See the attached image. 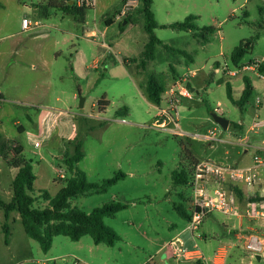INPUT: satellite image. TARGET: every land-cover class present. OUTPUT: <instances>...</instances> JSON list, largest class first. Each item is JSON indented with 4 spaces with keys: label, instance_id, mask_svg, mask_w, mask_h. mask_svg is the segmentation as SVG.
<instances>
[{
    "label": "rangeland",
    "instance_id": "obj_1",
    "mask_svg": "<svg viewBox=\"0 0 264 264\" xmlns=\"http://www.w3.org/2000/svg\"><path fill=\"white\" fill-rule=\"evenodd\" d=\"M125 1L97 0L95 7L87 9L85 21L79 22L56 8H50L49 17H42L38 5L44 0H0V133L21 141L24 155L33 160L35 189L52 196L65 185L60 172L68 175L61 163L63 154L73 150L63 135L71 140L78 137L85 153L78 166L89 182L102 183L120 172L125 177L103 193L71 199L72 207L90 213L113 201L127 205L105 218L120 236L114 246L96 244L90 235L78 241L59 235L48 252L27 235L16 211L8 221L6 242V220L0 208V264H146L151 258L152 264H212L219 246L229 248L226 264H264V218L252 221L262 248L251 251L245 247L246 239L233 233L242 230L240 222L246 228L250 220L219 210L209 212L195 230L194 243L207 261L169 260L165 247L188 227L175 206L193 213L192 182L198 162L212 160L245 168L254 165L258 154L264 159L260 150L264 149V125L251 129L255 122L264 123V77L259 70L237 68L231 61L233 50L243 45L247 53L242 64L264 62V0H153L159 24L155 34L172 49L157 46L156 58L146 71L124 65L125 59L138 58L148 41L141 0L130 9L127 24L125 17L116 19ZM190 15L196 16V31L162 26L183 22ZM108 18L113 21L107 22ZM24 19L29 21L27 27ZM197 32L207 34V41L196 37ZM175 49L186 51L193 61ZM188 69L197 71L190 81L193 98L182 100L177 128L167 95L160 104L152 102L146 84L155 75L168 87ZM228 69L237 73L230 75ZM228 83L235 101L250 87L243 106L228 97ZM102 99L108 102L103 112L98 107ZM43 105L68 113L61 116L51 143L35 147L27 144L16 122L29 128L30 117L36 120ZM124 107L128 113L117 116ZM167 109L170 114L162 115ZM212 113L228 119V129L217 124ZM163 121L166 129L161 127ZM213 128L223 141L209 144L194 137ZM12 142L11 157L19 149ZM63 146L66 149L60 152ZM182 169L189 172V182L175 184L173 172ZM16 173L0 156V195L6 201L12 198L10 184ZM255 173L264 187V164ZM37 204L47 202L41 199Z\"/></svg>",
    "mask_w": 264,
    "mask_h": 264
},
{
    "label": "trees",
    "instance_id": "obj_2",
    "mask_svg": "<svg viewBox=\"0 0 264 264\" xmlns=\"http://www.w3.org/2000/svg\"><path fill=\"white\" fill-rule=\"evenodd\" d=\"M23 1V0H22ZM153 0H141L140 12L145 17V31L148 34V41L145 44L144 50L138 58H131L124 60L126 67H135L136 69L147 70L150 62L156 58V49L159 45H164L155 34V28L159 26L152 11ZM39 12L42 17H49L50 8L62 10L66 14H70L79 22H84L88 7H79L75 4V0H44L38 5ZM130 16L124 18L127 24L130 21ZM196 16L190 15L183 22H176L169 25H162L163 27H171L173 29L183 31H196L197 26L194 23ZM113 21L111 18L107 22ZM196 37H203L205 41L206 35L195 33ZM204 41V42H205ZM167 50L172 48L164 45ZM178 53L187 58L188 62L193 61V57L182 49H175ZM247 53V48L243 45L237 46L232 54L231 61L237 68L243 67L242 60ZM259 72L264 75V62L259 64ZM191 88V83L189 84ZM166 83L157 78L155 75H150L146 84V90L149 99L160 104L166 90ZM228 97L240 106H243L249 99L251 92L250 87L245 88L244 93L240 100L235 101L232 95L231 85L227 84ZM3 96L0 94V101ZM108 102L105 99L99 100L98 107L100 111L106 109ZM128 109L124 107L122 110L117 111V116L126 115ZM237 125V124H235ZM18 130H23L18 126ZM73 150L66 149L61 159V163L65 167V175L61 179H65V185L52 196L47 190H37L34 187L36 181V174L33 168V160L27 158L22 150L11 157L13 150V142L3 138L0 133V156L6 163L15 169L17 174L10 184V191L12 198L6 201L0 195V208L4 211L5 223L3 224V231L5 232L6 242L10 235V226L8 224L12 212H17L20 216L21 222L27 235L36 240L44 252H48L53 244L54 237L63 235L71 238L74 241L80 240L86 235H90L96 244H106L114 246L120 240L119 234L110 226L105 223L106 217H114L118 212L127 208L126 204L121 202H110L101 207L95 208L92 212L87 213L78 207H72L70 200L79 196H87L92 193H103L110 186L116 184L120 179L125 177L123 172L115 175L114 177L104 180L102 183H92L84 171L79 168V162L85 157L83 150V142L75 137L70 140ZM260 152V151H259ZM173 179L175 184H187L189 182V172L185 169L181 171L176 170L173 172ZM240 200L245 199V193L242 187L228 184ZM45 200L46 206L38 205L39 200ZM249 199L264 201V193H255ZM175 208L183 215L188 221L191 220L192 215L189 214L182 206H175Z\"/></svg>",
    "mask_w": 264,
    "mask_h": 264
},
{
    "label": "built area",
    "instance_id": "obj_3",
    "mask_svg": "<svg viewBox=\"0 0 264 264\" xmlns=\"http://www.w3.org/2000/svg\"><path fill=\"white\" fill-rule=\"evenodd\" d=\"M96 1L97 0H75V4L79 7L92 8L96 6ZM136 6V1L125 2L121 13H117L116 19L120 20L123 17H126L130 12V9ZM28 25L29 21L24 19L23 26L27 27ZM260 63V61L254 60L249 64H245L241 67V69L258 70ZM196 73V70L188 69L178 76L165 90L164 94L167 95L169 109L173 111L175 116L169 113V109L162 110V115L170 114L177 128L179 127L177 117L179 114L178 110L182 100L193 98V91L189 87V84L191 79L195 77ZM228 73L230 75H235L237 71L228 69ZM261 77H264L263 74H261ZM261 125H264V123L258 124L255 122L251 129L256 130V128ZM167 126V123L163 121L161 127L166 129ZM174 132L180 135L185 134L178 130H174ZM194 137L208 142L209 144L223 141V139L218 136L216 128L209 129L208 132L204 134H196ZM260 150L264 152L263 148H260ZM263 164L264 159L262 158V154H258L255 157L253 166L245 168L234 167L212 160L198 162L195 166L194 178L192 182L195 195L193 213L187 227L189 232L194 235L195 230L199 229V225L204 217L213 210H219L225 214H237V216H241L242 212L238 206L239 199L237 195L227 187V185L232 183L234 185H239L243 190V186H245L249 190L258 188V190L264 192V187H261L255 173L256 169ZM59 176L63 178L65 175L60 172ZM247 215L250 217L264 218V202L261 200L248 202ZM249 238V241L246 243V248L251 251H260L262 244L257 240V238L255 236H250ZM165 247L167 248V257L172 259L174 258L178 261L180 259L193 257L198 248L197 245H194L193 248H188L185 246L183 241L178 238L170 240ZM152 261L153 258H151L146 264H152ZM42 264L47 263L46 261H43Z\"/></svg>",
    "mask_w": 264,
    "mask_h": 264
},
{
    "label": "crops",
    "instance_id": "obj_4",
    "mask_svg": "<svg viewBox=\"0 0 264 264\" xmlns=\"http://www.w3.org/2000/svg\"><path fill=\"white\" fill-rule=\"evenodd\" d=\"M128 1H136L138 3L137 0H126L125 2H128ZM192 91H194V88H192ZM75 97H76V94H74V99H75ZM2 100H3V98H2ZM57 100L59 101L60 98H57ZM40 108L41 109L38 110V115H37L36 120H32V118L30 117L31 125L29 128H26L23 124L16 122L17 129H18V126H20V128L23 130V132H20L19 130L18 131L21 135L25 136L27 144L35 146V147H41V146H46V145L48 146L49 143H51L50 141H52L53 138H55L54 135H55L56 131L58 130L57 129L58 128V122H59L61 116L67 115V113H68L66 109L58 108V107H51L49 105H43ZM32 124H34V126H32ZM3 138L6 140H9V141H14L15 144H18V145H16L19 148L18 150L23 151L24 148H23V145H22L20 140L9 139L4 135H3ZM62 139H63V141H66V142L71 140L68 137H64V135H63ZM65 149H66V146L60 147V152H62ZM55 157L56 158L61 157V155H57ZM226 165H229V164H226ZM230 166H232V165H230ZM234 167H236V166L234 165ZM227 187H228V185H227ZM243 188H244V193H245L246 197L244 200L239 199L238 206H239L240 211L242 212L241 213L242 215L238 216V217L241 219V221L244 218H247L250 221H249L248 225L246 226V228H244L243 223L240 222L242 230L233 231V233H234L236 238H239V239L245 238L246 243L249 241L250 236H255L257 238V240L260 242V238L257 235H255V233H254V232H257V229L252 224V221L257 219V218L256 217H250L249 215H247V203L252 201L251 199H249L250 196L254 195L255 193L263 194L264 192L258 190V188H254L252 190H249L245 186H243ZM254 201H257V200H254ZM175 238L182 240L183 243L185 244V246L188 248H193L194 245H197V243H194L197 236L195 235V233H194V235L191 234V232H189L187 227L181 233H179L175 237L171 238L170 240H173ZM170 240H168V242ZM245 247H246V244H245ZM228 255H229V248L227 246H219L214 251L213 258H212V264H226ZM168 259L170 260L172 258H168ZM195 259H197V260L204 259L206 261L208 260V258L205 256V254L199 248H197L193 257L188 258V259H180L179 263H181L183 261L195 260Z\"/></svg>",
    "mask_w": 264,
    "mask_h": 264
},
{
    "label": "water",
    "instance_id": "obj_5",
    "mask_svg": "<svg viewBox=\"0 0 264 264\" xmlns=\"http://www.w3.org/2000/svg\"><path fill=\"white\" fill-rule=\"evenodd\" d=\"M84 98H81L80 106H84ZM212 116L214 118V121L219 124L224 130L228 129L230 121L223 117L222 115H219L217 113H212ZM260 258V256H258Z\"/></svg>",
    "mask_w": 264,
    "mask_h": 264
}]
</instances>
